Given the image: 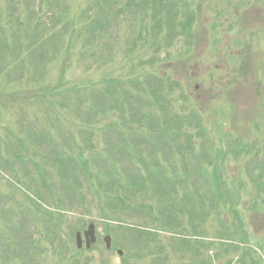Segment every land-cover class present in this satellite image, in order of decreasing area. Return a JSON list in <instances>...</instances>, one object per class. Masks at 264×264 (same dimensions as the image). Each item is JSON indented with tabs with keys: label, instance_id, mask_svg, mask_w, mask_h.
I'll list each match as a JSON object with an SVG mask.
<instances>
[{
	"label": "rangeland",
	"instance_id": "1",
	"mask_svg": "<svg viewBox=\"0 0 264 264\" xmlns=\"http://www.w3.org/2000/svg\"><path fill=\"white\" fill-rule=\"evenodd\" d=\"M72 1L73 18L58 12L50 18L48 8L38 0H0V264H150L148 259L138 257L148 250L144 246L131 250L130 236L111 225L118 222L109 216L119 210L107 206L102 210L106 191L101 195L91 193L77 161L81 152L84 157H91L92 169L103 170L105 176L95 178L94 183L109 182V176L116 178L112 176L111 162L133 175L137 165L114 146L117 136L112 123L117 122L125 130L137 126L135 99L131 97L124 105L118 100L121 96L124 99V93H139V89L126 83L124 88L114 89L105 81L100 86L96 84L101 79L132 80L140 73L156 74L160 68L181 85L173 93V104H169L171 113L193 105L202 117L204 129H198L197 119L192 120V136H183L181 143L186 147L194 145L198 153H221L219 164L237 188L230 198L249 228L245 242V226H239L236 212L225 201L217 206L219 200L210 197L216 209L208 214H218H196L191 221L192 213L188 212L178 231H187L193 239L197 236L201 241L211 240L206 251L199 245L202 258L211 256L206 264H264V101L260 98L264 99V0H197L202 4L193 32L203 40L198 39L193 46L183 38L181 43L180 39L174 40L180 49H159L156 57L151 55V44L140 37L144 28L140 10L129 5L128 0H121L119 6L107 12L116 17L108 29L100 31L101 53L93 57L92 43L96 39L91 32L84 31L80 37L77 34L98 11L93 9V0ZM146 22L153 27L150 17ZM70 54L75 66L62 75L65 58ZM178 55L181 60L174 62ZM72 87L81 88L82 95L72 98L75 105L63 94L54 93ZM46 91L54 93L52 97L46 94V100L52 103L49 106L39 97ZM86 125H92L94 131H85ZM163 140L156 138L159 149L141 145L147 160L144 170L156 168L151 153L162 155L159 143ZM238 144H243V148ZM184 152L176 168L167 166L172 163L166 161L165 153L164 168L185 170L204 191L206 187L196 173L189 149ZM206 163L202 167L210 168L212 163ZM78 184L76 194L69 190ZM63 187H68V195ZM137 214L119 215H123L124 222L136 225L142 222ZM43 219L50 220L49 226ZM91 221L96 225L99 241L89 250L78 249L75 234L83 232ZM53 225L56 236L52 243L45 233L52 231ZM106 234L114 244L110 251L103 242ZM172 234L160 233L170 257L168 263L188 264L179 258V244L170 237ZM28 235L36 239L31 248L25 244ZM8 241L20 242L23 250L10 256ZM117 249L123 250L122 256ZM242 254H246V259L241 262L238 258Z\"/></svg>",
	"mask_w": 264,
	"mask_h": 264
},
{
	"label": "trees",
	"instance_id": "2",
	"mask_svg": "<svg viewBox=\"0 0 264 264\" xmlns=\"http://www.w3.org/2000/svg\"><path fill=\"white\" fill-rule=\"evenodd\" d=\"M38 1L48 8L47 13H50V18H54L57 12V14L63 15L65 18L74 17L75 11H73L74 5L71 3L73 2L72 0H65L66 2L64 0ZM128 1L129 5L140 10L139 14L144 22V28L140 32V37L144 40L143 42L151 44L153 48L151 55L153 57L158 55L157 51L159 49H163L166 52L180 49V46L178 47L173 43L174 40L180 39L179 41L181 43V39L183 38L184 41L187 40L186 43L190 46L195 45L198 39L203 40L200 34H194L193 32V25L198 17L202 2H198L197 0ZM67 2H69V4ZM120 2L121 0H93V9H96L98 13H94L93 18H91L87 24H84L77 34V37H80L83 35L82 32L84 31L91 32L92 36L96 39L92 43L93 57L101 53L99 48V42L101 40L100 31L108 29V27L112 25L114 17H116V15L107 14V12L111 11L115 5L120 4ZM40 9L42 10V7ZM40 9H38L39 14L42 12ZM149 17L153 23V27L149 26L146 22ZM208 38L207 36V39ZM2 40L3 38H0V41ZM31 44L32 43L27 47ZM111 45L112 44L108 43V49L110 52H113L114 48H111ZM136 57L138 58V56ZM181 57V55H178V57L175 56L173 61L177 62L181 60ZM103 58L101 56V59ZM65 59L64 68L60 72L62 75H65L68 70H72V65L75 66L76 63L71 54ZM162 61L163 60H161V62ZM139 62L141 65L142 62L140 60ZM133 67L134 65L131 62V68ZM160 71V73L157 72L156 74L140 73L134 79L123 82L101 79L98 80L96 84L100 86L105 81L109 84V88L112 89L116 87L124 88L126 84H133L136 90L137 87L139 89V93H133L132 95L127 92L124 93V99L121 96L120 100H118L119 104L124 105L131 97L135 99L134 111L138 112L136 114L138 116L136 119V121L138 120L137 126L125 130L123 127H120V124L117 122L112 123L113 126H115L114 131L117 136V142L114 146L118 147L120 152H123L134 165H137V170H132L133 175L127 174V172L118 169V167L116 168L114 163L111 162L110 166L114 168L112 169V176L116 178L109 176V182L97 180V182L94 183L93 181L95 178H99L100 175L102 177L105 176L103 170L97 172L95 168L92 169L90 166L92 161L91 157H84L81 152L78 155L79 159L77 162L83 168V172L89 181L88 187L91 193L101 195L103 190L106 191V201L103 202L105 207L102 206V210L106 209V206L114 210H119L117 213H114L113 216H109L108 219L120 222L113 225V227L125 233L126 236H130L131 241L129 244H131V250H133V248L136 249V247L141 248L142 246L145 247V250H148L146 254L139 255L138 257L148 259L150 264H171L168 263L170 262V257L167 250L163 247L162 239L160 238V233L165 231L173 233L170 237L179 244V248L176 246L177 251L180 253L179 258L187 260L188 264H206L209 263L210 260L208 257L211 256L206 255L202 258L201 250L206 251V246L211 240L208 242L201 241L197 236L193 239L189 236L187 231H178V229L184 225V216L188 212L192 213L190 216L191 221H193L196 214H204L205 216L207 215V217H211L212 214L217 215V212L208 214L210 210L216 209L214 204L210 202L211 197L212 199L219 200L216 202L217 206L220 202L224 203L225 201V204H229V208L236 212L239 226L241 229L245 226V232H243L245 242H247L249 228H246V221L243 219L241 213L238 212V210H240L238 205L233 204L235 201L230 198L231 194L235 193L237 188L233 185V182L228 180L224 173V169H222V166L219 164V160H222L221 153L217 150H214V154L210 152L198 153L196 148L193 147L194 145L186 147L187 145L181 143L183 136H192L190 134L192 131L190 130L192 120L197 119L200 122L198 123V129H204L203 123H201L202 117L199 109L193 105L184 111L177 112L175 108V110L173 109L175 112L171 113L169 104L171 105L172 103L174 91L180 89L181 85L175 78H169L167 72H163V68H160ZM261 83L262 82H260V84ZM80 89L81 88L72 87L70 90L65 91H63V89L55 90L54 93L55 95L63 94L64 98L66 97L69 102L75 105L76 101L72 98L82 95L79 91ZM96 89L99 90L98 87H96ZM54 93L46 91L45 95L41 93L39 97L45 100L47 105H51L52 103L50 100H46V94L52 97ZM185 95L188 99L192 100L187 92H185ZM260 98L263 102V97L260 96ZM112 101V105L115 106L116 104L114 102H117V100L114 99ZM255 110L257 113L258 109L255 108ZM57 118L61 119L60 116H57ZM85 131L89 133L93 132L94 127L92 125H86ZM189 137L186 138L188 139ZM156 138L158 140L164 139L162 144L159 143L162 155L158 152L151 153L155 161L153 162L156 163V168L152 169L151 166V168L144 170V160H147L143 158L141 145H144L147 149L152 146L159 149ZM237 146L243 148V144H238ZM185 149H189L190 151V158L194 160L192 162L195 163L196 173L202 178V182L206 187L204 191H200L199 182L190 180L185 170L176 172V169L170 170L164 168L166 164L163 162L162 156L165 155V153L166 155L164 157H166V161L172 163L171 165L166 162L167 166L169 165V167L176 168L179 159L182 160L181 158L186 154V152H184ZM101 155L103 156V153H98V156ZM138 157H142V159H138ZM207 161L212 163L209 165L210 168L206 166L203 168L202 164H207ZM183 162H185V159H183ZM186 166L187 165L184 167ZM169 170L171 174H168ZM119 180L122 182H119ZM76 187H79V184L77 186L72 185L69 187V190H72L73 193L76 194L79 190V188L77 190ZM97 188H100V190ZM67 189L68 187H63V191L65 190V193L68 195L69 191ZM118 191H123V195L118 194ZM97 200L99 201L98 198ZM263 204L264 200L262 199L261 205ZM235 212L234 216L236 219ZM118 213H138L137 216L142 218V222L136 225L128 224L124 222L122 218L123 215H119ZM46 233H50V231ZM199 245L203 246L201 250H199ZM7 247L8 249H22L20 242L13 244L7 243ZM187 252L190 254L189 259L187 257ZM238 259L242 262V260L246 259V254H242Z\"/></svg>",
	"mask_w": 264,
	"mask_h": 264
},
{
	"label": "water",
	"instance_id": "3",
	"mask_svg": "<svg viewBox=\"0 0 264 264\" xmlns=\"http://www.w3.org/2000/svg\"><path fill=\"white\" fill-rule=\"evenodd\" d=\"M86 235H90L91 237L94 236L95 234V227H94V224L91 223L88 230L85 232ZM106 242H107V247L110 248V245H111V241H110V237L107 236V238L105 239ZM92 242H94V240H92ZM92 242H87V247L89 248L91 246V243ZM77 244L80 246L81 245V239H80V233L77 234ZM120 254H122V251L120 250L119 251Z\"/></svg>",
	"mask_w": 264,
	"mask_h": 264
},
{
	"label": "flooded vegetation",
	"instance_id": "4",
	"mask_svg": "<svg viewBox=\"0 0 264 264\" xmlns=\"http://www.w3.org/2000/svg\"><path fill=\"white\" fill-rule=\"evenodd\" d=\"M98 241H99V238H98V236H97V241H96V244L98 243Z\"/></svg>",
	"mask_w": 264,
	"mask_h": 264
}]
</instances>
